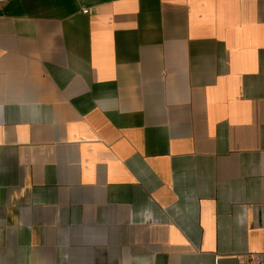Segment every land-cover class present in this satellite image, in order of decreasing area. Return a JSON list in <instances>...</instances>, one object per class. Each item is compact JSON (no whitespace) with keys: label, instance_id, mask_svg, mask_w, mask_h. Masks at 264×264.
I'll return each instance as SVG.
<instances>
[{"label":"crops","instance_id":"1","mask_svg":"<svg viewBox=\"0 0 264 264\" xmlns=\"http://www.w3.org/2000/svg\"><path fill=\"white\" fill-rule=\"evenodd\" d=\"M251 253L264 0H0V264Z\"/></svg>","mask_w":264,"mask_h":264},{"label":"built area","instance_id":"2","mask_svg":"<svg viewBox=\"0 0 264 264\" xmlns=\"http://www.w3.org/2000/svg\"><path fill=\"white\" fill-rule=\"evenodd\" d=\"M88 11V9H84L85 13ZM246 264H264L263 256L261 254L251 253Z\"/></svg>","mask_w":264,"mask_h":264}]
</instances>
